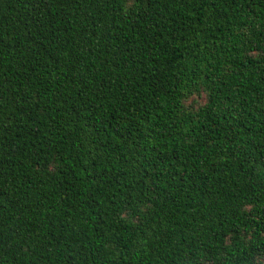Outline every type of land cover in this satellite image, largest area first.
<instances>
[{"label":"trees","instance_id":"1","mask_svg":"<svg viewBox=\"0 0 264 264\" xmlns=\"http://www.w3.org/2000/svg\"><path fill=\"white\" fill-rule=\"evenodd\" d=\"M0 264H264V0H0Z\"/></svg>","mask_w":264,"mask_h":264}]
</instances>
